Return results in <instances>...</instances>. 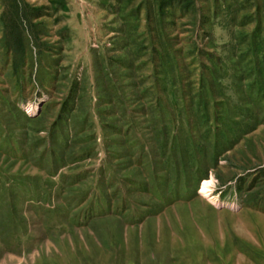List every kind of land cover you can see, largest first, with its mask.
<instances>
[{"label": "rangeland", "instance_id": "1", "mask_svg": "<svg viewBox=\"0 0 264 264\" xmlns=\"http://www.w3.org/2000/svg\"><path fill=\"white\" fill-rule=\"evenodd\" d=\"M53 1L0 0V264H264V100L210 98L207 129L167 94L158 135L141 94L163 0ZM228 4L164 17L193 92L196 50L222 55L254 10Z\"/></svg>", "mask_w": 264, "mask_h": 264}, {"label": "trees", "instance_id": "2", "mask_svg": "<svg viewBox=\"0 0 264 264\" xmlns=\"http://www.w3.org/2000/svg\"><path fill=\"white\" fill-rule=\"evenodd\" d=\"M10 1L12 2V0ZM62 1L63 0H55L53 4H60L64 9L65 4ZM238 1L239 0H233V4H228L224 7L226 14L231 18V22L236 21V15L237 13L239 14L240 10H251L253 8L254 10L245 12L240 21L237 24L235 23V28L241 30H232V38L228 44L224 45L223 54L215 57L211 52L199 50L197 46L195 48L197 49L196 52L198 55L194 54V59H196L197 56L207 55L210 56V61H212V66H207L205 63L202 64L204 70L200 73L198 86L193 89L195 92L191 89L192 85L190 84V80L187 82L184 79L182 65L178 60V54L172 51L167 35L163 32L165 23L164 17H168L166 14L167 11L174 9L179 10L183 15L190 14L195 11L193 10L196 8L195 0L160 1L158 8L160 19L158 25L154 28L155 30H152L155 31V35L151 37L153 48L151 62L154 63V68L153 73L149 75V77L154 78V83L141 94V98H148L147 103H150V106H152L151 115L156 114L154 117L158 125L154 129L156 134L160 135L159 133L169 132L162 122V115H164L167 110L162 108L161 111L159 108L164 106V96L167 94L172 95L176 105L179 106L178 103L182 102V107L180 109L184 110L187 114L190 110L194 109L193 120L198 119L199 122H202L199 123V125L201 124L202 127L207 129H211L210 116L206 113L209 111L210 98L217 100L216 97H221L219 102H214L215 109L216 105H221V103L226 101L225 99L229 97H231L229 99H232L230 92L228 91V93L226 91L229 89L233 92V95L240 98L247 96L255 99L259 97L261 100H264V0H244L241 3H238ZM216 13L219 14V10H217ZM252 24H255L254 29L248 31L249 26ZM148 62L149 61H147V63ZM142 65L146 66L148 64L144 63ZM132 66V64H129L125 68L132 69ZM116 90L121 91L120 87ZM75 96L76 91L72 89L65 100L64 108H62L59 113L58 119H60V121L66 120V117L74 111L72 107L68 110V107L76 101ZM150 97H152V100ZM100 99L103 100V98ZM158 103H160V106ZM154 108L156 110H153ZM216 116V120H222L224 117L223 114H218ZM29 119L35 120L36 117L29 116ZM161 124H163V126H161ZM104 125H106L105 122ZM222 126V124H218V133L221 131L219 129H221ZM190 127H194V123H191ZM174 129H176L175 125H173V130ZM161 148L162 147L157 148V151H160ZM228 151L229 149L226 150V152ZM162 154L165 155V153ZM162 154L157 158L160 159ZM199 171L202 173L205 172V170H201V168L198 169V172Z\"/></svg>", "mask_w": 264, "mask_h": 264}, {"label": "bare ground", "instance_id": "3", "mask_svg": "<svg viewBox=\"0 0 264 264\" xmlns=\"http://www.w3.org/2000/svg\"><path fill=\"white\" fill-rule=\"evenodd\" d=\"M29 112L32 111V107H29ZM214 186V179L212 178L211 180H208V181H205L201 187V190H200V193L202 195H204L205 197L207 198H210V200L214 203H218V199L217 198H211L212 197V193H213V190H212V187Z\"/></svg>", "mask_w": 264, "mask_h": 264}]
</instances>
